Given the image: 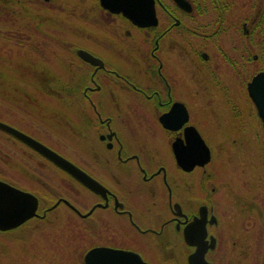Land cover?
Listing matches in <instances>:
<instances>
[{"label": "flooded vegetation", "instance_id": "1", "mask_svg": "<svg viewBox=\"0 0 264 264\" xmlns=\"http://www.w3.org/2000/svg\"><path fill=\"white\" fill-rule=\"evenodd\" d=\"M1 1L10 4L12 0ZM96 2L100 10L97 17L75 5L64 20L72 21L65 45L75 59L67 81L58 83L56 90L73 108L76 125L72 127L80 130L85 143L82 146L74 141L72 149L86 152V160L97 175L107 173L116 181L120 176L116 167L123 170L124 185L121 193L115 192L93 172L74 163L107 188L102 196L59 168L73 186L79 184L94 196L85 211L66 199L79 213L68 207L98 236H119V245L105 246L133 251L146 264L195 263L196 250L203 252L204 264H255L259 259L264 264V238L262 245L252 241L259 228L264 236V211L259 206L264 207L258 198L250 197L252 189L244 187L246 184L238 189L233 177L236 171L226 159H215L201 124L212 127L215 108L205 112L199 92L193 91L205 84L211 103L224 99L232 112L234 94L230 89H244L251 102L248 82L264 72V0H153L156 22L150 26H139L121 12H110ZM11 25L8 21V31ZM23 36L24 46L29 47L28 34ZM7 38L12 42L9 33ZM78 50L98 61L84 60ZM173 111L184 117L179 127L168 120ZM256 115L264 133L257 110ZM189 127L208 146L210 157L203 165L185 170L176 161L173 143L186 146ZM22 132L56 151L48 142L60 140L57 134L45 132L38 137L28 130ZM6 137L13 142H5L6 147L16 156L11 159L0 146V180L28 191L10 177L12 170L17 169L21 181L26 182L30 151L47 159L12 134L6 132ZM163 153L181 172L176 178L169 177L159 156ZM213 159L216 168L211 172L207 167ZM192 173L193 178L186 176ZM38 177H33L38 185L45 192L51 191ZM155 181L165 185L166 194L157 193ZM258 186L264 190L260 181ZM71 191L75 192V187ZM33 194L38 199L37 216L15 228L0 230V236L32 219H44L60 203L65 204L60 201L51 207L63 197L48 201L45 193ZM98 210L110 218L95 216ZM116 223L119 230L111 232ZM101 245L96 243L84 252Z\"/></svg>", "mask_w": 264, "mask_h": 264}, {"label": "rangeland", "instance_id": "2", "mask_svg": "<svg viewBox=\"0 0 264 264\" xmlns=\"http://www.w3.org/2000/svg\"><path fill=\"white\" fill-rule=\"evenodd\" d=\"M75 5H78L77 8L89 10L94 17H97L100 11L96 0H12L10 4L0 0V14L4 9L8 12L6 16L8 19L0 16L2 18L0 21H12V29L7 30L11 38L13 37L12 42L16 39L24 43L23 35L27 34L29 43L35 42L39 38L36 36H40L38 33L40 30L54 31L58 34L53 35L57 41L46 44L42 58L36 48L33 54L29 55V47L26 46L19 48L12 45L8 49L0 47V121L22 131L28 130L38 137H43L45 132L57 134L60 140L48 142L56 152L84 170L93 172L92 174L107 183L115 192L121 193L125 176L123 170L115 166L120 173L116 181L107 173L101 172L97 175L86 160V152L79 153L72 149L74 141L82 146H85V143L80 136V130L72 127L76 125L73 108L68 100L56 91L59 87L56 78L58 76L61 78L62 81L58 80L59 82L67 81L73 69L71 62L75 57L65 43L61 42L59 36L63 34L62 37L70 40L72 21L64 20L70 17L71 9L75 8ZM205 87V84L202 87L198 85L193 90L199 92L200 103L205 104V112L211 113L215 108L211 116L214 119L212 127L210 123L201 122L204 139L210 144L215 159L221 161L219 157H223L231 168L234 167L236 175L233 177H236L238 189L246 184L244 187L252 189L250 197L253 195L254 200L258 198L264 207V190L258 186L260 181L264 189V133L254 104L249 101L244 89H230L229 91L234 94L232 112L224 99L211 103V97ZM149 123L147 119L146 124ZM149 134V131L146 132L150 140ZM5 142L13 143L7 139L6 132L0 130V146L4 151H8L12 159L16 154L6 147L8 145ZM159 156L167 167L171 179L181 174L166 153ZM215 168L213 159L207 170L214 172ZM12 171L13 176L10 177L21 182L24 188L32 193L39 195L45 193L44 197L48 201L61 196L80 211H85L90 204L89 201L94 199L90 191L76 183L73 186L71 180L65 178L67 176L65 173L49 161L41 159L33 151L29 153L28 181H21L17 169ZM186 176L193 178L195 173ZM33 177L48 183L52 190L45 192ZM155 186L158 194H166L165 185L155 181ZM74 187L75 192L71 191ZM259 208L264 211L261 206ZM94 215L110 218V214L103 210L96 211ZM115 226L116 229L110 228L111 232L119 230L117 223ZM98 235L87 227L86 220L60 203L49 211L44 219H32L0 236V264H83L84 251L92 245L120 244L117 234L113 239ZM263 238V231L259 228L258 234H253L252 241L255 245L260 241L262 245ZM255 264H260V259Z\"/></svg>", "mask_w": 264, "mask_h": 264}, {"label": "water", "instance_id": "3", "mask_svg": "<svg viewBox=\"0 0 264 264\" xmlns=\"http://www.w3.org/2000/svg\"><path fill=\"white\" fill-rule=\"evenodd\" d=\"M99 4L110 12H121L124 16L131 19L133 23L139 26H150L156 22L153 0H99ZM78 54L84 60L93 63L98 61L97 58L86 51L78 50ZM247 91L257 109L264 127V72L256 74L253 79L248 82ZM0 129L28 144L39 154L67 172L93 192L102 196L106 195L108 192L104 185L91 177L84 170L35 138L1 121ZM189 129H191V133L190 137L187 139L186 146H178L177 142L173 143V151L176 161L185 170H189L195 164L203 165L210 157L209 148L203 139L193 127H189ZM190 141H195L197 144L198 151L195 156H190L185 152ZM60 201H63L66 205L79 213L69 201L63 198H59L51 207H54ZM37 207L38 199L33 193L21 190L0 180V230L14 228L27 219L37 216ZM91 210L92 208L87 213L83 214V216L89 214ZM101 259H103L106 264H112L114 261L129 260L132 264H146L141 260V257L133 251L105 246L90 248L83 256L84 264H97ZM204 263L203 252L196 250L195 263L189 264Z\"/></svg>", "mask_w": 264, "mask_h": 264}, {"label": "trees", "instance_id": "4", "mask_svg": "<svg viewBox=\"0 0 264 264\" xmlns=\"http://www.w3.org/2000/svg\"><path fill=\"white\" fill-rule=\"evenodd\" d=\"M2 10V9H1ZM3 13L0 14L1 17H4V19H8L6 16L8 15V12L4 9L2 11ZM2 18H0L1 20ZM8 21H0V47L2 48H6L8 49L9 47H11L12 45L16 46V47H25L24 43L21 40H14V42L9 41V39L7 38L8 35ZM38 33L40 34V36H36L39 37L38 39L35 40V42H31L29 44V55H32L34 52V48H36L37 50H39V56L40 58H42L44 56V52H45V47L47 46L46 44L50 41H57L56 38L53 37V35L55 34L56 36H58V34L54 31H49V30H40L38 31ZM63 34H61L60 40L63 43L68 44V40L64 37ZM36 44V45H35ZM34 45V46H33ZM33 48V49H32ZM58 83H63V82H59L58 80H61V78L58 76L56 78ZM53 81V80H52ZM62 81V80H61Z\"/></svg>", "mask_w": 264, "mask_h": 264}, {"label": "snow or ice", "instance_id": "5", "mask_svg": "<svg viewBox=\"0 0 264 264\" xmlns=\"http://www.w3.org/2000/svg\"><path fill=\"white\" fill-rule=\"evenodd\" d=\"M168 120L173 122L175 127H179L184 120V117L180 111H173L169 113ZM198 151L197 144L195 141H190L189 146L185 149V152L190 156H195ZM97 264H106V262L101 259L97 262ZM112 264H132V262L129 261H114Z\"/></svg>", "mask_w": 264, "mask_h": 264}]
</instances>
